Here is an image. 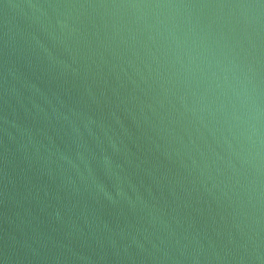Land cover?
<instances>
[{"label":"water","instance_id":"obj_1","mask_svg":"<svg viewBox=\"0 0 264 264\" xmlns=\"http://www.w3.org/2000/svg\"><path fill=\"white\" fill-rule=\"evenodd\" d=\"M0 264H264V0H0Z\"/></svg>","mask_w":264,"mask_h":264}]
</instances>
